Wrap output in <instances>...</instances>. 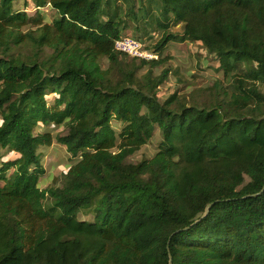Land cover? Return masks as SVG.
<instances>
[{
    "label": "trees",
    "instance_id": "obj_1",
    "mask_svg": "<svg viewBox=\"0 0 264 264\" xmlns=\"http://www.w3.org/2000/svg\"><path fill=\"white\" fill-rule=\"evenodd\" d=\"M27 1L0 0V264H264V0H159L183 31L149 47L201 42L232 78L211 105L160 100L169 70L115 49L111 0ZM55 140L73 162L43 189Z\"/></svg>",
    "mask_w": 264,
    "mask_h": 264
},
{
    "label": "rangeland",
    "instance_id": "obj_2",
    "mask_svg": "<svg viewBox=\"0 0 264 264\" xmlns=\"http://www.w3.org/2000/svg\"><path fill=\"white\" fill-rule=\"evenodd\" d=\"M28 0L27 4H31ZM105 2V0H104ZM23 2H20V7ZM111 10L119 9L121 18L125 22L123 35H130L148 41V45L155 46L166 33L180 35L183 31L181 24H172L169 28L159 25L163 19L160 10L159 0H111L109 3ZM31 8V7H30ZM29 8V14L33 15L35 9ZM48 20L52 21L58 14L47 11ZM30 27H25L28 30ZM34 28V27H33ZM50 53L51 50L47 49ZM129 58L131 56L127 55ZM162 63L153 68L154 75H159L163 70L168 69L167 80L159 88L160 100L167 99L173 93H177L182 101L192 104L207 102L212 104V95L214 86L217 82H222L223 88H232V78H226L224 71L220 69L219 60L215 54L207 50L201 42L180 41V38L171 40L161 53ZM139 60V59H138ZM107 60H102V66L108 67ZM145 67L144 69H147ZM256 68V63L249 62L241 64L234 73L241 75L244 69ZM264 91V83L257 82ZM117 127L120 124L116 123ZM43 127V126H42ZM54 135L66 134L67 129L64 126L51 125ZM162 140V133L156 126L152 138L147 144L143 145L137 152L126 159L127 163H138L145 158H151L158 150ZM43 164L46 167V174L40 180L41 188H47L57 183L61 184L64 173L68 170L69 165L73 162L71 155L67 152L64 145L57 140L51 146L43 149ZM0 149V161L3 159L13 158L16 154L9 153ZM80 219L93 221L94 214L89 209H82L79 213Z\"/></svg>",
    "mask_w": 264,
    "mask_h": 264
},
{
    "label": "built area",
    "instance_id": "obj_3",
    "mask_svg": "<svg viewBox=\"0 0 264 264\" xmlns=\"http://www.w3.org/2000/svg\"><path fill=\"white\" fill-rule=\"evenodd\" d=\"M115 49L139 60L159 58V54L149 47L148 41L130 35L118 38L115 41Z\"/></svg>",
    "mask_w": 264,
    "mask_h": 264
},
{
    "label": "water",
    "instance_id": "obj_4",
    "mask_svg": "<svg viewBox=\"0 0 264 264\" xmlns=\"http://www.w3.org/2000/svg\"><path fill=\"white\" fill-rule=\"evenodd\" d=\"M210 206H211V205H209L208 207L210 208ZM170 264H172V260H171V263H170Z\"/></svg>",
    "mask_w": 264,
    "mask_h": 264
}]
</instances>
